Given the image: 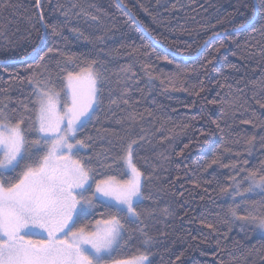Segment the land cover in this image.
<instances>
[{"label":"trees","instance_id":"obj_1","mask_svg":"<svg viewBox=\"0 0 264 264\" xmlns=\"http://www.w3.org/2000/svg\"><path fill=\"white\" fill-rule=\"evenodd\" d=\"M9 5L0 9V109L13 122L25 117L27 128L34 112L25 111V104L33 108L35 99L29 78L51 75L49 86L59 90L61 67L79 71L95 60L101 103L77 135L92 137L90 148L78 155L91 157L93 188L96 180L125 177L117 168L102 167L97 154L115 157L130 139L138 141L134 162L151 176L144 195L152 197L138 211L154 210L142 219L155 242L146 249L133 232L111 259L147 251L151 264H264V235L227 215L229 205L242 204L231 195L229 177L243 192L244 169L264 161V8L254 7L258 0H41L39 8L36 0H9ZM41 13L60 35L44 28ZM53 47L64 55L48 53ZM66 56L74 63L66 66ZM27 139H35L34 133ZM214 156L219 162L208 166ZM27 163L4 172V178L14 182ZM243 199L262 197L251 193ZM103 211L98 207L77 226L106 218ZM238 215L247 212L242 207Z\"/></svg>","mask_w":264,"mask_h":264},{"label":"snow or ice","instance_id":"obj_2","mask_svg":"<svg viewBox=\"0 0 264 264\" xmlns=\"http://www.w3.org/2000/svg\"><path fill=\"white\" fill-rule=\"evenodd\" d=\"M40 5L41 0H36V7ZM5 6H10L9 0H0V9ZM256 6L264 8V0H258ZM64 15L67 16L68 12ZM40 22L46 29L51 27L54 37L60 35L55 25L44 22L43 13ZM48 53H59V50L49 48ZM44 59L42 56L41 62ZM64 63L66 66L74 63L73 56H66ZM96 63L93 60L80 71L61 67L62 87L59 90L49 86L51 75L47 80L30 77L35 99L33 108L25 104V111L34 112V116L27 118L30 121L27 128L24 127L25 117L13 122L0 109V264H108V258L122 242L125 246L131 242L133 232L143 237L141 243L146 249L155 242L148 234L145 219H142V216L154 215V210L138 211L146 199H152L144 195L145 182L151 176L145 175L134 162V147L138 141L130 139L126 147H122V154L115 157L97 154L102 167L117 168L128 178L117 180L115 176H109L96 180L94 188L96 170L90 166L91 157L86 160L78 155L90 148L92 137L77 139V135L95 118L101 103L102 76L94 67ZM36 67L39 68L40 63ZM44 71H48L47 65ZM149 76L151 78L150 73ZM62 94L65 100L63 110H60L58 105ZM111 103L118 102L113 99ZM29 133H34L35 139L29 141ZM139 139L143 140V137ZM253 143L254 138L250 137L248 144ZM37 153L40 154L35 156ZM25 160L30 163L24 165L14 182L4 178V172H14ZM218 162V157L214 156L208 166ZM236 166L235 163L230 165L231 168ZM244 171L247 172L244 179L248 187L243 192L236 178L229 177L233 181L231 195L240 197L242 204L229 205L227 215L234 220L249 222L264 232V161L259 168ZM221 192L229 194V189L223 188ZM251 193L262 199H243L244 194ZM98 207L104 208L100 216L106 218L85 221L77 226L82 217L95 215ZM242 207L247 215H238ZM162 211L168 214L167 208ZM128 225L137 227L130 230ZM208 227L215 230L211 224ZM150 255L145 251L131 258L111 260L110 264H151ZM176 260L179 261L180 257Z\"/></svg>","mask_w":264,"mask_h":264},{"label":"rangeland","instance_id":"obj_3","mask_svg":"<svg viewBox=\"0 0 264 264\" xmlns=\"http://www.w3.org/2000/svg\"><path fill=\"white\" fill-rule=\"evenodd\" d=\"M79 71H80V70H79ZM69 102H70V101H69ZM58 108H59L60 110H63V103H62V101H61V104L58 105ZM115 178H116V177H115ZM127 178H128V177L125 176L123 179H127ZM104 179H107V177H106V178H103L102 180H104ZM116 179H117V180H122V179H119V178H116ZM250 225L253 227V229H254L257 233H260V234L264 235V232H261V231L255 229V226H254L253 224H250ZM132 257H133V256H132ZM129 258H131V257H129ZM125 259H127V258H125ZM111 260H117V259H111V257L108 258V264H110Z\"/></svg>","mask_w":264,"mask_h":264}]
</instances>
